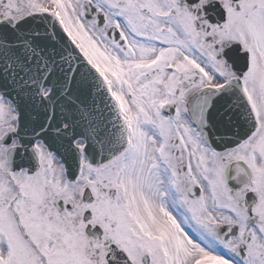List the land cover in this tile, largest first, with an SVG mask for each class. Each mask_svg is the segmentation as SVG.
I'll return each instance as SVG.
<instances>
[{
	"label": "snow or ice",
	"instance_id": "snow-or-ice-1",
	"mask_svg": "<svg viewBox=\"0 0 264 264\" xmlns=\"http://www.w3.org/2000/svg\"><path fill=\"white\" fill-rule=\"evenodd\" d=\"M0 264H264V0H0Z\"/></svg>",
	"mask_w": 264,
	"mask_h": 264
}]
</instances>
